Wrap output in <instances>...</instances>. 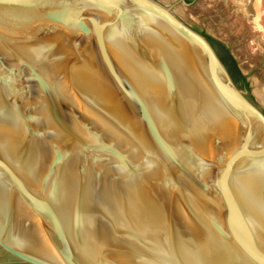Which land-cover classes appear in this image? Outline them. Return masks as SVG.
I'll return each mask as SVG.
<instances>
[{"label":"water","instance_id":"obj_1","mask_svg":"<svg viewBox=\"0 0 264 264\" xmlns=\"http://www.w3.org/2000/svg\"><path fill=\"white\" fill-rule=\"evenodd\" d=\"M238 62L161 0H0V259L264 264Z\"/></svg>","mask_w":264,"mask_h":264},{"label":"rangeland","instance_id":"obj_2","mask_svg":"<svg viewBox=\"0 0 264 264\" xmlns=\"http://www.w3.org/2000/svg\"><path fill=\"white\" fill-rule=\"evenodd\" d=\"M161 1L170 5L195 29L208 30L226 40L237 59L261 90H264V0H261L260 19H247L241 13L229 12L232 5L223 0ZM235 24L239 27L233 32L229 31L230 26ZM252 25H256L257 28L249 31L248 28Z\"/></svg>","mask_w":264,"mask_h":264},{"label":"flooded vegetation","instance_id":"obj_3","mask_svg":"<svg viewBox=\"0 0 264 264\" xmlns=\"http://www.w3.org/2000/svg\"><path fill=\"white\" fill-rule=\"evenodd\" d=\"M223 1L226 2L230 6L232 5L229 8V10H228L229 12H232V13H241L247 19L250 18V16L247 14L246 10H244V9H242L240 7V4L237 2V0H223ZM251 19H253V18H251ZM240 24H241V22H240ZM230 27L231 28H230L229 31L233 32L234 29H236L237 27H239V25L235 24V25H231ZM254 28H257V26L256 25H252L248 29H249V31H253ZM197 30H199L200 32L204 33L208 37V39L211 41L212 45L215 47V49L220 54V56L222 57V59H224L223 56H228V57H231L232 59L236 60L237 66L240 68V70L242 71V73L245 74V72L242 70V68H241V66H240V64L238 62V59H237L236 55L234 54V52L232 51V48L230 47V45L228 44V42L226 40H224L223 38H220V37L214 35L213 33L209 32L208 30H205V31L204 30H200V29H197ZM227 35H229V34H227ZM247 80L249 81V85H248V87H245V88H246V90H247V88L249 90L250 80H249L248 76H247ZM261 108L264 111V107H261ZM24 263H26V262L20 261L19 259L18 260H16V259H0V264H24Z\"/></svg>","mask_w":264,"mask_h":264},{"label":"trees","instance_id":"obj_4","mask_svg":"<svg viewBox=\"0 0 264 264\" xmlns=\"http://www.w3.org/2000/svg\"><path fill=\"white\" fill-rule=\"evenodd\" d=\"M223 58L224 59H222V60L224 61V63L228 67V69H229L234 81L237 83V85L241 88H243V86L248 87L249 81L247 80V75L242 73L240 68L237 66L236 60H234L228 56H223Z\"/></svg>","mask_w":264,"mask_h":264},{"label":"bare ground","instance_id":"obj_5","mask_svg":"<svg viewBox=\"0 0 264 264\" xmlns=\"http://www.w3.org/2000/svg\"><path fill=\"white\" fill-rule=\"evenodd\" d=\"M237 2L242 9L246 10L250 18L260 19L261 0H237ZM262 91L264 93V90Z\"/></svg>","mask_w":264,"mask_h":264}]
</instances>
